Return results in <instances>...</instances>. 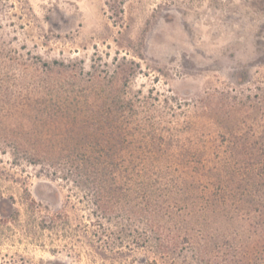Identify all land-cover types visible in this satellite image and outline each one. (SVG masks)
<instances>
[{
  "label": "rangeland",
  "instance_id": "1",
  "mask_svg": "<svg viewBox=\"0 0 264 264\" xmlns=\"http://www.w3.org/2000/svg\"><path fill=\"white\" fill-rule=\"evenodd\" d=\"M223 248L263 264L264 0H0V264Z\"/></svg>",
  "mask_w": 264,
  "mask_h": 264
},
{
  "label": "trees",
  "instance_id": "2",
  "mask_svg": "<svg viewBox=\"0 0 264 264\" xmlns=\"http://www.w3.org/2000/svg\"><path fill=\"white\" fill-rule=\"evenodd\" d=\"M207 254L211 257V264H219L220 261H229L230 264H256L257 258L254 257V251L249 249H207ZM212 259V260H211ZM264 264V260H263Z\"/></svg>",
  "mask_w": 264,
  "mask_h": 264
}]
</instances>
